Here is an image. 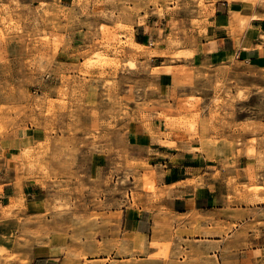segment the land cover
<instances>
[{
  "label": "rangeland",
  "instance_id": "1",
  "mask_svg": "<svg viewBox=\"0 0 264 264\" xmlns=\"http://www.w3.org/2000/svg\"><path fill=\"white\" fill-rule=\"evenodd\" d=\"M61 1L71 7H62ZM226 1L245 2L264 16V0ZM149 6L170 18L158 25L165 29L162 35L141 47L133 42L134 21L120 18L125 12L118 0H17L0 6V141L18 137L27 126L37 133L32 146L13 159L0 151V187L12 182L19 189L35 181L45 188L51 182L54 190L68 194L76 220L96 222L102 216L95 212L104 206V187L126 167L117 160L125 157L120 136L130 122L152 119L163 122L160 135L170 147L197 146L209 154L222 149L230 159L246 153L264 169V68L233 57L197 59L203 0H143L142 7L129 8L144 9L137 24L146 23ZM94 154L117 160L101 183L86 173ZM140 179H134V186ZM142 179L144 192L154 194V181L146 175ZM262 183L251 185L250 192L264 196V178ZM137 195L133 189L134 207ZM17 198V211H0V225H6L0 234V264L15 262L28 246L19 216L24 201ZM15 232L20 233L10 242ZM78 232L83 233L72 240L77 252L76 245L66 250L70 263L76 255L83 264H105L86 261L89 254L105 253V242L94 241L99 231L88 226ZM112 247L120 249L116 239ZM150 247L155 252L144 260L123 249L129 259L118 262L114 256L109 264H211L193 247L180 250L183 259H171L175 242L157 232Z\"/></svg>",
  "mask_w": 264,
  "mask_h": 264
},
{
  "label": "crops",
  "instance_id": "2",
  "mask_svg": "<svg viewBox=\"0 0 264 264\" xmlns=\"http://www.w3.org/2000/svg\"><path fill=\"white\" fill-rule=\"evenodd\" d=\"M18 1L23 4L30 0ZM15 2L0 0V6ZM203 3L205 22L196 39L197 59L207 54L213 60L233 57L238 62L264 68V16L242 1ZM60 5L71 7L69 1H61ZM142 6L143 0H118V7L125 12L120 18L134 21L132 38L139 47L159 38L165 31L159 23L170 18L169 13L156 15L158 8L149 6L151 15L139 25L137 20L144 19V9L137 13L129 8L136 10ZM208 55L203 61L208 60ZM162 82L167 83V79L163 77ZM162 133L163 122L153 119L127 125L118 141L125 157L117 159L126 167L117 170L112 183L104 187V206L95 212L102 215L100 219L84 221L87 225L75 219L68 194L54 190L51 182L44 188L35 181H26L19 189L12 182L4 183L0 187V211L9 206L11 199L21 197L25 208L19 216L28 245L24 254L8 264H83V259L77 260L76 255L70 263L72 256L66 250L76 245L77 252V244L72 240L88 226L99 231L94 241L103 240L106 248L104 254L86 256L87 262L109 264L114 256H118V262L125 261L129 254L123 249L144 260L155 252L150 243L156 232L175 242L171 259H183L184 256L177 255L180 250L193 247L211 264L214 260L218 264L264 262V196L249 190L254 183L263 184L264 169L257 158L243 153L230 159L222 149L209 154L197 146L176 149L167 145ZM36 134L27 126L18 137L1 140L0 151L5 158L13 159L20 149L32 146ZM117 160L94 154L86 165V173L90 180L101 183L110 177ZM144 175L154 181V194L144 192ZM136 177L141 181L134 186ZM133 189L138 194L135 207L131 201ZM72 226L80 229L71 230ZM5 229L6 225H0V234ZM19 233H10L9 241L13 242ZM113 239L119 242V250L113 249ZM86 240L83 237L80 242Z\"/></svg>",
  "mask_w": 264,
  "mask_h": 264
},
{
  "label": "bare ground",
  "instance_id": "3",
  "mask_svg": "<svg viewBox=\"0 0 264 264\" xmlns=\"http://www.w3.org/2000/svg\"><path fill=\"white\" fill-rule=\"evenodd\" d=\"M135 46H136V44H135ZM136 47H139V46H136ZM19 199L20 198L11 199L9 206L6 207V210L13 211L17 207V205H19Z\"/></svg>",
  "mask_w": 264,
  "mask_h": 264
}]
</instances>
